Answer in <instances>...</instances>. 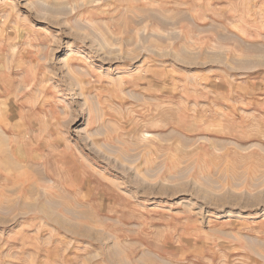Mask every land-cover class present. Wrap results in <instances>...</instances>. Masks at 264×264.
Returning <instances> with one entry per match:
<instances>
[{"label": "rangeland", "instance_id": "rangeland-1", "mask_svg": "<svg viewBox=\"0 0 264 264\" xmlns=\"http://www.w3.org/2000/svg\"><path fill=\"white\" fill-rule=\"evenodd\" d=\"M0 264H264V0H0Z\"/></svg>", "mask_w": 264, "mask_h": 264}, {"label": "bare ground", "instance_id": "bare-ground-1", "mask_svg": "<svg viewBox=\"0 0 264 264\" xmlns=\"http://www.w3.org/2000/svg\"><path fill=\"white\" fill-rule=\"evenodd\" d=\"M2 139V138H1Z\"/></svg>", "mask_w": 264, "mask_h": 264}]
</instances>
